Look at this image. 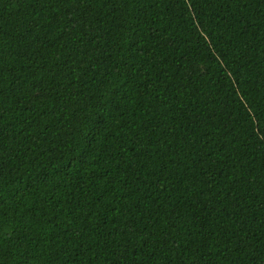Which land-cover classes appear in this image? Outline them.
Instances as JSON below:
<instances>
[{"label": "trees", "instance_id": "obj_1", "mask_svg": "<svg viewBox=\"0 0 264 264\" xmlns=\"http://www.w3.org/2000/svg\"><path fill=\"white\" fill-rule=\"evenodd\" d=\"M0 264H264V0H0Z\"/></svg>", "mask_w": 264, "mask_h": 264}]
</instances>
